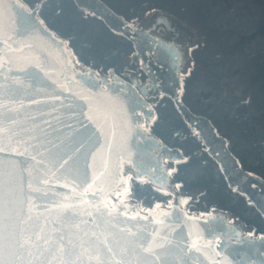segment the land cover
Instances as JSON below:
<instances>
[{
  "label": "water",
  "instance_id": "95a60500",
  "mask_svg": "<svg viewBox=\"0 0 264 264\" xmlns=\"http://www.w3.org/2000/svg\"><path fill=\"white\" fill-rule=\"evenodd\" d=\"M42 1L31 8L0 0V143L8 147L0 156L25 162L16 170L21 227L33 240V233L42 237L24 264H264L263 234L249 235L242 221L230 222L229 212L198 216L184 209L188 196L169 171L184 156L143 128L153 115L144 97L158 83L157 92L171 98L191 130L222 143V152L209 151L226 182L264 217V181L240 170L209 122L181 100L179 69L190 30L156 12L133 33L101 1L73 0L133 41L149 76L140 85L78 62L67 39L39 16ZM128 174L172 193L171 208L142 211L134 200L115 198L127 189Z\"/></svg>",
  "mask_w": 264,
  "mask_h": 264
},
{
  "label": "flooded vegetation",
  "instance_id": "af4514ba",
  "mask_svg": "<svg viewBox=\"0 0 264 264\" xmlns=\"http://www.w3.org/2000/svg\"><path fill=\"white\" fill-rule=\"evenodd\" d=\"M40 1L34 0L32 7ZM99 1L126 20L133 33L141 32L156 12L167 14L178 21L180 27L190 30L185 50L187 61L179 69L181 100L196 117L209 122L216 135L225 141L226 150L238 162L240 170L264 181V0ZM75 3L73 0H43L38 14L48 28L57 33L63 31L60 36L67 39L78 62L108 78L113 71L128 82L135 79L140 85L147 84L149 76L143 59L135 57L138 51L133 41L111 31L104 20L79 10ZM157 31L164 33L161 27ZM85 33L89 38H84ZM147 56L149 61L156 62L149 53ZM148 89L149 94L144 99L150 104L145 108H151L153 115L143 128L184 156L169 169L177 189L188 196L184 209L189 211L188 203L199 205L201 202L203 211L191 213L203 216L218 209L229 212L233 215L230 222L242 221L244 227L249 228V235H264L262 213L246 201V196L229 187L220 163L209 151L222 152V143H216L210 136L203 137L199 130H191L190 123L178 112L171 98L157 92L158 83L156 88L149 86ZM141 117L144 119V114ZM202 128L207 131L205 124ZM174 172L189 185L187 191L179 188ZM127 178V189L115 193V198L123 200L119 194L124 191L127 200L135 201L137 198L129 195L131 184L144 181L148 189L167 197L164 203L168 206L159 207L171 208L172 193L133 174H128ZM199 189L203 197L193 200L190 193ZM138 190L147 196V188ZM148 198L157 203L155 195ZM212 201L219 204L210 211L206 204ZM138 204L142 211L153 210Z\"/></svg>",
  "mask_w": 264,
  "mask_h": 264
},
{
  "label": "snow or ice",
  "instance_id": "6c2138e0",
  "mask_svg": "<svg viewBox=\"0 0 264 264\" xmlns=\"http://www.w3.org/2000/svg\"><path fill=\"white\" fill-rule=\"evenodd\" d=\"M132 120L134 117H130V121ZM2 132L3 129L0 128V133ZM6 151H8V147L0 143V153ZM12 152L18 156L25 155V152L16 149H12ZM24 164V161H13L11 157L0 156V264H24L25 254L31 255V247L35 246L36 241L42 238L39 233H33L36 237V240H33L31 235H25V229L21 227L24 221L21 219V211L17 207L19 193L16 170L22 168ZM33 191H39V189L34 188ZM116 208L117 206L114 205L113 210ZM193 247H196L197 251L200 250L195 243ZM144 251L151 253L153 250L146 247Z\"/></svg>",
  "mask_w": 264,
  "mask_h": 264
},
{
  "label": "rangeland",
  "instance_id": "374dc122",
  "mask_svg": "<svg viewBox=\"0 0 264 264\" xmlns=\"http://www.w3.org/2000/svg\"><path fill=\"white\" fill-rule=\"evenodd\" d=\"M23 1V0H22ZM33 1L34 0H30V4L28 5V6H30L31 8H32V3H33ZM24 2V1H23ZM25 3V2H24ZM62 33H63V31L62 32H60V33H57V34H59V35H62ZM84 38L86 39V38H89V36H88V33H85V35H84ZM137 186V185H136ZM136 186H134V187H136ZM139 187V186H138ZM202 190L201 189H199V190H195V191H192L190 194H191V196H192V199L193 200H196L197 201V198L199 199V198H202L203 197V195H201L202 193ZM120 195V198L122 199H125V200H127L128 198V195H127V192H124V191H122V193H120L119 194ZM151 195H155V197H156V201H157V203L156 204H154V206L153 207H149V208H153V210H155V208L157 209V207H159V206H168V203H164V198L165 197H163L160 193H157V192H155V190L153 191V190H151V189H148L147 188V196H144V194L141 192V190H138L137 192H136V198L137 199H135V198H133V199H135V202H137V203H140V204H142L144 201L145 202H151V201H149L148 199H151V198H148V196H151ZM214 196V195H213ZM163 197V198H162ZM195 201V202H196ZM199 201V200H198ZM197 203V202H196ZM208 204H206V206H208L209 207V210L211 211L213 208H215V207H213V206H217L216 204L218 203V202H216V201H212V202H207ZM219 204V203H218ZM197 205V206H196ZM196 205H191L190 207H189V211L190 212H193V213H199L200 212V210H199V208L201 207V208H203L204 206H202L201 205V202L199 203V205H198V203L196 204Z\"/></svg>",
  "mask_w": 264,
  "mask_h": 264
},
{
  "label": "trees",
  "instance_id": "16d2710c",
  "mask_svg": "<svg viewBox=\"0 0 264 264\" xmlns=\"http://www.w3.org/2000/svg\"><path fill=\"white\" fill-rule=\"evenodd\" d=\"M26 4H30V0H23ZM48 27V26H47ZM174 177L176 178V180L178 181V185L180 186L179 188L180 189H182V190H186L187 191V188H188V186L189 185H187V183L186 182H184L182 179H181V175H179L178 173H175L174 172ZM191 184V183H190ZM137 185V186H136ZM134 186H136L135 188H134ZM139 186V187H138ZM138 188H144V189H146V188H150L149 186H148V184L146 183V182H138V183H134V182H132V184H131V189H129V195L130 196H132V197H134V198H136L137 196H136V191H137V189ZM135 189H136V191H135ZM234 194V193H233ZM165 197V196H164ZM167 200V197H165L163 200ZM143 204V206H145L146 208L148 207H152L153 205H154V202H143L142 203ZM187 206H188V208L192 205V204H190V203H188V204H186ZM226 207H227V205H226ZM241 207V206H240ZM228 208V207H227ZM203 209L204 208H199V210L200 211H203ZM256 229H260V228H256Z\"/></svg>",
  "mask_w": 264,
  "mask_h": 264
}]
</instances>
